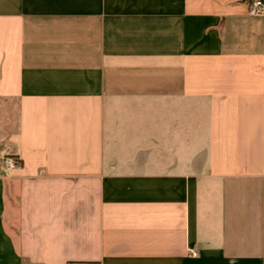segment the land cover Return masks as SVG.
I'll use <instances>...</instances> for the list:
<instances>
[{
    "label": "crops",
    "instance_id": "crops-1",
    "mask_svg": "<svg viewBox=\"0 0 264 264\" xmlns=\"http://www.w3.org/2000/svg\"><path fill=\"white\" fill-rule=\"evenodd\" d=\"M250 2L0 0V264H264Z\"/></svg>",
    "mask_w": 264,
    "mask_h": 264
},
{
    "label": "built area",
    "instance_id": "built-area-1",
    "mask_svg": "<svg viewBox=\"0 0 264 264\" xmlns=\"http://www.w3.org/2000/svg\"><path fill=\"white\" fill-rule=\"evenodd\" d=\"M249 14L251 16H259L264 13V0H251L249 4ZM7 169L15 168L16 162L12 158L6 160Z\"/></svg>",
    "mask_w": 264,
    "mask_h": 264
},
{
    "label": "rangeland",
    "instance_id": "rangeland-1",
    "mask_svg": "<svg viewBox=\"0 0 264 264\" xmlns=\"http://www.w3.org/2000/svg\"><path fill=\"white\" fill-rule=\"evenodd\" d=\"M3 163H4V160H0V172L2 170Z\"/></svg>",
    "mask_w": 264,
    "mask_h": 264
}]
</instances>
